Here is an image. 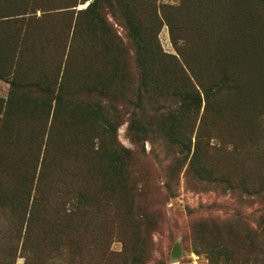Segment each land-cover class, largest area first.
<instances>
[{"label": "trees", "instance_id": "1", "mask_svg": "<svg viewBox=\"0 0 264 264\" xmlns=\"http://www.w3.org/2000/svg\"><path fill=\"white\" fill-rule=\"evenodd\" d=\"M193 3L203 22L204 48L195 53L179 42L175 21L163 7L164 15L158 12L156 0H0V80L9 84L0 97V264H15L19 255L35 264L47 235L46 249L64 253L66 264L151 261L158 210L141 212L145 185L132 170L139 152L118 142L123 122L143 152L157 138L190 154L185 173L195 182L264 198V180L235 185L211 162L218 154L261 156L264 145L248 137L242 146L233 140L213 147L206 132L192 148L187 137L195 126L198 136L213 126L223 96H244L255 128L264 129V0ZM164 24L176 54L159 44ZM181 166L173 159L169 179ZM98 211L110 220L102 254ZM261 211L256 233L264 228ZM121 221L130 238L116 229ZM203 228L196 227V240L211 264H224L230 249L216 243V230L209 243ZM263 228L256 249L262 263ZM114 239L119 251L110 249Z\"/></svg>", "mask_w": 264, "mask_h": 264}, {"label": "rangeland", "instance_id": "2", "mask_svg": "<svg viewBox=\"0 0 264 264\" xmlns=\"http://www.w3.org/2000/svg\"><path fill=\"white\" fill-rule=\"evenodd\" d=\"M87 4L78 5V9L84 8ZM156 4L160 7L158 9L160 14L164 15L166 12L169 18L175 21L179 42L184 40L194 53L202 51L204 47L200 42L202 32L200 23L203 22L199 18L197 9L198 15L194 13L196 7L193 0H156ZM162 7L164 13L161 12ZM109 21L112 22L111 17ZM114 28L120 37H124L123 26L116 25ZM158 41L164 52L176 54L165 24L158 33ZM8 91L9 84L0 80V97L6 98ZM220 100L221 113L213 126L207 125L206 130L202 131L200 136L196 130L197 126L187 131L192 148L195 141L206 132L208 133L206 135L212 137L210 144L213 147L215 145L216 147L217 145L224 146L223 141L233 140L237 141L238 146H242L248 137L254 141L256 146L264 145V129L259 133L255 128L251 117L252 110L246 105L244 96H239L234 100H231L229 96H223ZM257 107L259 106L253 108ZM210 129L214 132H208ZM221 136L225 138H217ZM204 139L206 141L208 137ZM117 140L124 148L139 152L132 170L140 175L138 184L145 185V193L139 199L142 206L141 212L149 216L154 210H158V224L151 235L155 250L148 264H211L205 250L206 247L195 238V229L201 224L204 226V239L208 237V242L212 243L214 238L212 230H216L220 237L216 243H221L230 249L228 259L222 257L224 264H264L259 261L256 254L257 247L261 245L259 240L263 227L258 230V233L256 229L261 224L260 216L263 212L261 209H264V198H257L250 193L251 191L245 192L242 189L230 191L224 183L218 185L195 182L189 173H185L190 154L186 155V152L179 154L180 148H170L163 140L157 138L150 143L145 142L143 152L141 146L135 148L129 139L126 122L119 126ZM176 157L181 160V170L173 176V179H169V167ZM252 157L239 156L234 160L232 156L224 154L212 155L211 162L214 168L212 170L219 176L227 177L235 185L239 181H244L246 185L251 186L254 180H264V154ZM100 217L102 219L97 227L96 240L101 241L102 245L98 254L106 250L110 235L109 218L104 217L103 214L99 216V219ZM116 229L122 238H130V230L126 223L117 222ZM41 239L42 252L35 264H66L67 257L64 253L46 249L48 235ZM110 249L119 251L120 242L114 239ZM105 261L104 259L103 264H106ZM17 263L29 264L23 255L16 258L15 264ZM77 264L80 263L77 262Z\"/></svg>", "mask_w": 264, "mask_h": 264}, {"label": "crops", "instance_id": "3", "mask_svg": "<svg viewBox=\"0 0 264 264\" xmlns=\"http://www.w3.org/2000/svg\"><path fill=\"white\" fill-rule=\"evenodd\" d=\"M40 15V12L38 11L37 12V16H39ZM4 30L5 29H0V36H4ZM18 264V263H17Z\"/></svg>", "mask_w": 264, "mask_h": 264}]
</instances>
